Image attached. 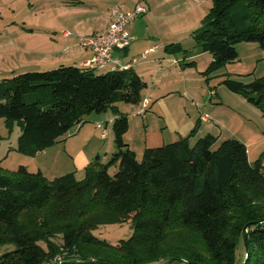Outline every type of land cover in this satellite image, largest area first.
I'll return each instance as SVG.
<instances>
[{
	"label": "trees",
	"instance_id": "trees-1",
	"mask_svg": "<svg viewBox=\"0 0 264 264\" xmlns=\"http://www.w3.org/2000/svg\"><path fill=\"white\" fill-rule=\"evenodd\" d=\"M192 37L213 55L207 72L238 60L242 41L264 50V0H213ZM167 50L189 49L178 43ZM98 71L61 65L0 81V118L22 126L19 152L36 155L89 114L110 109L118 147L108 162L90 163L83 180L74 172L48 179L24 165L7 172L0 163V245L17 246L0 264H264L261 159L251 163L247 145L236 138L215 148L217 137L209 133L194 143L190 134L146 148L139 160L124 139L130 122L117 103L141 102L148 84L132 67ZM223 83L264 114V76L249 83L228 76ZM111 165H118L114 175ZM125 221L133 223V233L117 244L94 232ZM249 222H256L248 232L249 253L239 255Z\"/></svg>",
	"mask_w": 264,
	"mask_h": 264
},
{
	"label": "rangeland",
	"instance_id": "rangeland-1",
	"mask_svg": "<svg viewBox=\"0 0 264 264\" xmlns=\"http://www.w3.org/2000/svg\"><path fill=\"white\" fill-rule=\"evenodd\" d=\"M164 1L166 5L165 11H169L168 6L170 4L171 10L184 12L186 14L183 18L184 21H188L189 18L193 17L191 25L198 23V28L203 24L213 5V0ZM62 2L65 5L68 3H73L75 5L78 4L77 2H83L79 9L74 11L76 16L81 15L84 17L96 15L97 17H101L106 16L110 10L117 6H123L125 10L129 9L128 7L134 4L135 0H0V44H4L2 48L0 47V60L3 56L5 60L6 58H16L15 55L20 56L18 52L21 53L25 45L29 48L30 42H35L37 45V41L43 40L41 37L37 36L42 32L40 28L45 26L47 22H45V20H48V22L51 21L52 23L56 22L55 16L61 12L60 10H62L63 6ZM143 2L148 7L149 4L153 6H156V4H163V0H150L148 3L145 0ZM177 22L180 24L178 19ZM20 26L26 27L28 30L31 29L34 34L22 29ZM49 26L56 27L54 25ZM47 29H50L49 33L53 31L59 32L58 28H53V30H51V28ZM194 30L190 32L191 35ZM64 31L69 32L68 35H70L71 32H76L71 28L62 29V32ZM16 33L27 35L19 39L15 35ZM13 42H15L14 45ZM182 44L189 49L195 48L193 37L184 40ZM18 47L21 48V51H18L20 50ZM236 48L239 53L238 60L226 63L223 67L208 72L207 70L213 60L212 56L207 53L199 56V58H197L198 67H188V70L182 73V80L177 82L180 92L170 94L164 99V102L171 107L174 116L179 119L183 118L187 120L190 117L194 119L196 117L197 120L201 115L202 118L204 115L211 117L210 122L213 125L211 127L212 132H209L217 137V142L214 144L215 148L228 138L239 139L249 145L248 147H251V152L249 153L250 162L255 163L258 159H261L264 165L263 111L258 105L248 101L244 95L229 90L223 83V80L228 76L246 83L264 76V50L259 43L249 41L238 43ZM35 49L36 48H34V50ZM13 53L14 55H10ZM26 53L28 54L29 50H26ZM176 56H178V54ZM99 72L105 73L106 71L99 70ZM150 86L154 87L153 85ZM139 103L119 102L117 105H120L121 109L126 108L122 111L129 117L130 126L127 133L129 134L128 136L135 139L134 145L136 148L141 147L145 149V135L155 137L156 133L165 132L166 123L163 118L165 115L156 114L155 112V115L146 119L143 117V114H145L146 111L152 114V110H145L146 108L143 107L140 112L141 114L138 113ZM159 106V111H162L164 104L160 103ZM107 112H93L92 114L102 115V117L95 120L86 118L82 124L83 126L92 125L93 127L96 126V124L97 126L101 124L100 128L106 129L105 135L108 133L109 129V137L112 139L114 138L115 142L113 123L111 120L106 121L104 114L107 113L112 116L116 115V113L111 109ZM105 123H108V129L104 126ZM75 128L74 126L70 132H72V130L74 131ZM94 128L99 131L97 127ZM21 131L22 126L17 121L9 126L4 118H0V163L7 172L15 171L20 165H24L32 172H41L42 174L41 168H43L48 177L52 179L70 173L67 171H74L79 180L85 178L86 169L77 166L75 156H68V150L64 144H54L33 156L19 152L16 146ZM85 131L87 134L91 135V127L86 128ZM199 133L200 134H196V137H191L192 143L197 141L198 138L207 135L208 131L206 132L202 129ZM143 154V152L137 153L139 160L143 158ZM94 157L96 161L97 158L96 156ZM117 170L118 165H111L109 168V172L112 175H114ZM133 229V223L131 221H125L101 225L94 232L112 244H117L122 239H128L132 235ZM16 247L14 243L0 245V257L8 251L16 249ZM243 250L246 249L245 246L241 244L239 255L243 253Z\"/></svg>",
	"mask_w": 264,
	"mask_h": 264
},
{
	"label": "crops",
	"instance_id": "crops-1",
	"mask_svg": "<svg viewBox=\"0 0 264 264\" xmlns=\"http://www.w3.org/2000/svg\"><path fill=\"white\" fill-rule=\"evenodd\" d=\"M143 1L145 0H135L134 4L127 9H134L137 4H142L147 8L146 13L140 15L133 23L127 26L128 32L134 37L133 41L130 46L124 50H114L113 56L118 58L123 65L131 64V67L134 68L148 84L147 88L143 90L144 92L142 91L143 99L139 103L138 113H140L144 107L143 100L149 98L147 99L148 106L145 107V110L151 109L152 114L146 111L143 117L149 119L152 115H155V112L156 114L165 115V117H163L166 123L165 132L156 133L155 137L145 135L144 148L159 147L189 136L190 134L191 137L194 138L197 136V133L200 134L199 132L202 129L206 132L208 131V133L212 132L211 127L213 124L210 122L211 117L204 115L202 118L201 115L197 120L196 117L195 119L190 117L187 120L183 118L179 119L174 116L171 107L164 102V99L170 94L180 92L177 82L182 80V73H185L188 67H198L197 58H199V56L207 53L214 59L211 53L201 52L195 45V42V48H188L189 50L186 54L170 53L167 50V46L170 44H182L184 40L191 39L192 35L190 32L198 28V23L191 25L193 17L189 18L188 21H184L183 18L186 14L184 12L171 10L170 4L168 6L169 11H165L166 5L164 0L163 4H156V6L149 4V7L146 6ZM149 1L150 0H146L147 3ZM173 1L175 2L177 0ZM77 3L78 4L75 5L73 3H68L66 5L63 3L62 10H60L61 12L55 16V23L45 20V22L47 21V25L45 24L44 27H41L40 30L42 32L37 35L43 40L37 41V45L35 42H30L29 48L25 45L22 51L21 48L18 47L20 48L18 51H21V53L18 52L20 56L15 55L16 58H6V60L4 56L1 58L0 81L27 71L50 70L61 65L86 67L87 61L93 57L94 52L90 48H83L81 46L80 36L92 35L103 31L109 23L111 10L106 16L101 17H97L96 15L84 17L81 15L76 16L74 11L79 9L83 2ZM177 19L181 25L178 24ZM49 25H54L56 27ZM20 27L34 34L31 29L28 30L26 27ZM47 28H51V30H53V28H58L59 32L53 31L49 33L50 29ZM64 28H71L76 32L74 31L75 33L71 32L70 35H66L65 31L62 32ZM15 35L21 39L27 34L16 33ZM1 44L0 47L2 48L4 44ZM14 44L15 42H13V45ZM34 48L36 49L34 50ZM26 50H29L28 54ZM177 54L178 56H176ZM10 55H14V53ZM191 61L195 62L193 66L183 65L185 62ZM160 103L164 104L162 111H159ZM118 107L121 111L126 109L124 107V109H121L120 105ZM107 113L104 114L106 121L111 120L113 123L116 115L110 116ZM101 117L102 115H94L91 113L86 118L95 120ZM107 125L108 123L104 124L108 129ZM196 126L198 127L197 131L192 135ZM75 127L74 131H69L66 135L62 136L57 143L66 146L68 156H75V162L79 168L83 167L86 169L90 163L96 161L106 163L109 157L118 150L114 138L112 139L109 137V129L108 133L104 135L103 129L98 127L97 124L94 127H97L100 132L92 125L83 126L81 123ZM90 127L91 135L87 134L85 131L86 128ZM127 133L128 131L125 133L124 139L128 143L129 148L134 150L136 154L138 152L144 153L145 149L141 147L136 148L134 145L135 139L130 138ZM248 146L249 145H247V147ZM250 152L251 147H248V154ZM94 156L97 158L96 161ZM41 170L48 179H52L48 177L43 168H41Z\"/></svg>",
	"mask_w": 264,
	"mask_h": 264
},
{
	"label": "built area",
	"instance_id": "built-area-1",
	"mask_svg": "<svg viewBox=\"0 0 264 264\" xmlns=\"http://www.w3.org/2000/svg\"><path fill=\"white\" fill-rule=\"evenodd\" d=\"M147 12V8L137 5L132 10H125L123 6H117L110 12V20L107 27L98 33L80 36V44L83 48L93 50V57L87 61L86 67L98 70H123L131 67V64L123 65L118 58L113 56L114 50H124L130 46L134 37L130 35L127 26L133 23L140 15ZM66 35L69 32H65ZM144 107L148 106V100L143 101ZM207 118V117H206ZM101 127V124H98ZM105 135L106 129H103Z\"/></svg>",
	"mask_w": 264,
	"mask_h": 264
},
{
	"label": "water",
	"instance_id": "water-1",
	"mask_svg": "<svg viewBox=\"0 0 264 264\" xmlns=\"http://www.w3.org/2000/svg\"><path fill=\"white\" fill-rule=\"evenodd\" d=\"M256 222H249L245 227H244V231H243V237H244V243H245V248H246V255H248L249 253V247H248V236H249V228L255 224ZM86 264H107L104 262H99V261H88L85 262ZM56 264H63V263H56ZM191 264H200L197 262H191Z\"/></svg>",
	"mask_w": 264,
	"mask_h": 264
}]
</instances>
